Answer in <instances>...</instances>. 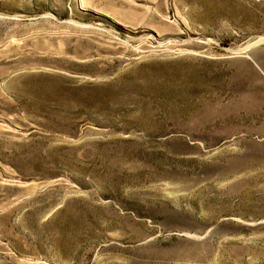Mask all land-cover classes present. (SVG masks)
Instances as JSON below:
<instances>
[{
  "label": "rangeland",
  "instance_id": "rangeland-1",
  "mask_svg": "<svg viewBox=\"0 0 264 264\" xmlns=\"http://www.w3.org/2000/svg\"><path fill=\"white\" fill-rule=\"evenodd\" d=\"M0 264H264V0H0Z\"/></svg>",
  "mask_w": 264,
  "mask_h": 264
}]
</instances>
